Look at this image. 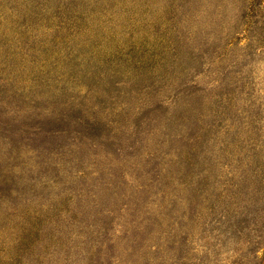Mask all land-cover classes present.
Here are the masks:
<instances>
[{
	"label": "rangeland",
	"instance_id": "1",
	"mask_svg": "<svg viewBox=\"0 0 264 264\" xmlns=\"http://www.w3.org/2000/svg\"><path fill=\"white\" fill-rule=\"evenodd\" d=\"M0 264H264V0H0Z\"/></svg>",
	"mask_w": 264,
	"mask_h": 264
}]
</instances>
